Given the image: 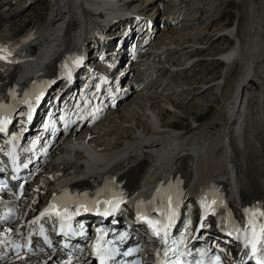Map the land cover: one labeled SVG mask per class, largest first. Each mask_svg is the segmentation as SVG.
Returning a JSON list of instances; mask_svg holds the SVG:
<instances>
[{"label": "bare ground", "instance_id": "1", "mask_svg": "<svg viewBox=\"0 0 264 264\" xmlns=\"http://www.w3.org/2000/svg\"><path fill=\"white\" fill-rule=\"evenodd\" d=\"M234 1L238 9L236 32L234 27L224 25L217 30L220 39L227 34L232 36L233 46L222 50L213 46L215 43L209 38L204 39L205 44L209 42L208 52L214 51L216 59L224 63L226 70L220 78L223 81L207 85L206 93L196 98L192 95V104L185 105L177 100H183L187 91L188 97L191 90L177 89L179 82L175 83L173 78L189 68L184 65L187 59L181 64L184 67L170 70L168 81L159 76L166 69L161 64L176 67L181 62L174 60V54L181 56L203 50L191 48L192 45L181 47L179 43L182 38L199 39L200 35L195 34L199 25L206 27L207 24L211 28L218 25L222 10L216 0H203L202 4L198 0L194 4L192 0H40L48 7L44 17L28 27L24 40L15 38L11 31L30 22L21 20L27 17L26 0H0V47L11 50V59L15 61L0 60V103L13 102V107L53 74L58 80L65 69H75L77 65L71 66V62L76 58L78 44L85 41L86 34L95 26L92 15L111 11L114 18L110 24L122 20L121 27L109 33L105 40L91 41L93 46H102L110 53L117 48L118 57L125 56L122 52L128 48L126 42L136 33L150 29L147 42L140 48L135 47L137 57L124 66L123 85L128 89L117 95L115 105L108 106L87 126L73 132L59 130V143L55 140V149L27 184L23 198L16 202L11 195L0 196V209L4 205L12 206L17 222L26 225L55 193L80 187L82 197L72 198L71 205L87 203L92 207L102 189L110 188L123 198L120 215L137 213L134 223L145 220L141 216L150 219L156 215L160 199L170 192L178 237L185 232L188 220L194 230L202 200L209 204L216 201L212 205L214 219L221 222L226 218V225L233 230L238 229V224L243 225L245 208L250 211L264 204V0ZM162 3H165L164 12L160 19L151 21L150 28L147 23L143 28L141 21L129 15L133 10L146 12L147 19L151 20L149 12L158 14L157 7ZM20 13L24 14L19 16ZM185 15L188 17L179 24ZM81 16L86 19L82 20ZM65 20L69 21L67 29L62 27ZM157 24L168 26L170 31H163V39L158 41L161 38L158 37V43L152 45ZM120 41L122 46L117 47ZM239 46L241 50L236 52ZM185 48L191 49L186 52ZM67 51L68 59L57 63V52ZM166 57L169 61L160 63ZM233 66H236L235 73L231 71ZM119 70L116 68L114 73L118 75ZM153 77L155 80L148 85L150 89L140 88ZM200 89L204 91V87ZM161 91L166 92L157 93ZM128 92L131 93L127 96ZM132 93L130 102L118 110L121 101ZM195 100L200 105L192 106ZM214 105L216 111L211 108ZM185 109L196 112L190 130H175L172 122L164 121L166 110L177 116L180 115L177 110ZM209 110L215 112L199 122L200 115ZM163 174L165 178L159 180ZM204 223L207 231L214 226L208 221ZM23 227L0 222V238L6 239L0 244V264H56L61 260H46L39 254L8 255L13 243L19 242L17 232ZM9 228L11 232L6 231ZM135 235L139 233L135 231ZM72 264L94 263L86 256H77Z\"/></svg>", "mask_w": 264, "mask_h": 264}, {"label": "rangeland", "instance_id": "2", "mask_svg": "<svg viewBox=\"0 0 264 264\" xmlns=\"http://www.w3.org/2000/svg\"><path fill=\"white\" fill-rule=\"evenodd\" d=\"M192 1H193L192 4L196 3V0H192ZM198 1L201 4L203 3V0H198ZM26 2H27L26 3V8L28 9L27 17L26 18H21V20L22 21H26V22L30 21V22L26 26H23L21 24L19 27H16L15 29H13L11 32L15 33L14 36L23 33V31L25 29L27 30L28 27L30 28V26L33 25V23L36 20L41 19L42 17H44V14H45L46 9L48 7V5H46V3L44 5V4H42L40 2V0H26ZM136 2H139V1H136ZM216 2L220 4L219 7L222 10L221 19H220V22L218 23V25L213 27V28H211V26L207 25V24H206V27H205L204 24L203 25H199V27L197 28V32L195 33V34H199L200 35L199 39H197V38L188 39V37H187V38H182L181 39V43H179V44H181V47H185L186 45H192L194 47H191V48L203 49V50H201V52H199V53L198 52H192L190 54L189 53L182 54L181 56L179 54H174L173 55V58H175L174 60H177V61L181 62L180 65H178L176 67L169 68V66L167 64H161V65H164L166 67V69L168 68L169 70H174V69H179L180 67L181 68L184 67V66H181V64H183V61L185 59H187L184 62L185 66L189 65L190 63L191 64L193 63L192 66L187 68L186 71H180V73L177 74L173 78V81L175 83L179 82V85H178L179 88H177V89L180 90L182 88H188L189 90H191V92L188 95V97H187V94H188V91H187V94L183 97L184 98L183 100H181V99L177 100L176 99L177 101H181V102L183 101L185 105L192 104L191 100H190L192 95H194V97L196 98L199 95H202V94L206 93V91H208V90H205V87L207 85L212 84V83H219V82L223 81L220 78L223 75V73H225V70H226V68L224 69V65H223L224 63L221 62V60H217L216 59L218 57L215 55L216 53H214V51L211 50L210 52H208L206 47L208 46L209 42H206V44H205L204 39L205 38H209V40H211L213 42V44L215 43V45H213V46H215L216 48H219V49H222V50H229V48L231 46H233V44H234V38L232 36L229 37V35L227 34L228 36L227 35L222 36V38L220 39L218 37L219 35L217 34V30L223 25L226 26V27H231V29H233V27H234L233 24H235L236 17L238 16V9L236 7V4H235L234 0H216ZM141 3L142 2H140L139 4H141ZM164 4L165 3H162V4H160L157 7V10L159 11L158 15L160 16V18H161L162 13L164 12ZM129 9L130 8H128V10ZM22 14H24V13H20L19 16L22 15ZM36 14H38V15L40 14V15L37 16L35 19H31ZM153 14H155V13H153ZM187 17H188V15L182 16L179 24H182L184 22V18H187ZM204 17H205L204 15L200 16L198 18V23ZM174 21L175 20H173L172 22H174ZM121 24H122V20L120 22L115 23L114 25L109 24L110 31L114 32V30L119 29V27H121ZM111 26H112L113 29L110 28ZM158 26H159V24H157V27H156L157 28V36L155 37V40H153L152 45L155 44V43H158V41H161L163 39V36H164L162 34L163 31H165V32L166 31H170L168 26L161 25V26H159V28H158ZM195 26H197V25H195ZM165 27H167V28L165 29ZM207 30H210V31L212 30L211 31L212 33L211 34H207L206 33ZM182 33H185V32H182ZM158 37H161V38H159V40L157 41ZM120 42H121V45H117V47H121L122 46V41H120ZM21 44L23 45V43H21ZM175 46H177V45L175 44ZM191 48H185L184 50L187 52L188 49H191ZM196 51H198V50H196ZM68 52L69 51L63 52V53L57 52L58 59H57L56 62L60 63L62 60H67L68 57H69V56H67ZM125 52H126V50L124 51V53L123 52L122 53L125 54ZM178 56H180V57L178 58ZM195 64H196V66H195ZM235 67L236 66H233L231 68V71L233 73L236 72V71H234V70H236ZM166 69H165V73H162L160 75L158 74V75L160 77L162 76L161 78L163 80L168 81L169 76L166 79V72H167L168 69L167 70ZM158 75H156V77L159 79ZM152 80H155L154 77L150 81L143 83V85L140 88L141 89L142 88L150 89V87H148V85L150 86ZM193 81H196L197 83L195 84ZM199 81H203V84H198ZM160 82H161V85H162V89H164L163 88V82L162 81H160ZM201 86L204 87V91H201V89H200ZM154 87H156V86L154 85ZM166 91H161V92H157V93H162L163 94ZM129 93H131V92H128L127 96L129 95ZM127 96L125 98H127ZM133 96H134V93H132L127 99L124 98L125 100L121 101L120 105L118 106V110H120L124 106V104H127L128 102H130V100L133 98ZM198 105H200V104L196 103V100H195V102H194V104L192 106H198ZM215 105L212 106L211 108L216 111ZM213 110H209L207 112H203L204 114L202 113L200 115L199 122H201V123H202V121L204 122V120L206 118H208L209 116H211L215 112ZM177 111L180 113V115L173 116V115L170 114L169 110H166V112L164 113V121L172 122L175 130H179V131H181V130H184V131L190 130L193 127V125H194V123L192 122V117H193V115L196 114V112H194V110L190 111V110H187V109H185L183 111L182 110H177ZM164 178H165V174H163V176L159 180H162ZM92 181H94V180L92 179ZM154 184H155V182L153 183V185ZM226 199L229 200V196L228 195H227Z\"/></svg>", "mask_w": 264, "mask_h": 264}, {"label": "snow or ice", "instance_id": "3", "mask_svg": "<svg viewBox=\"0 0 264 264\" xmlns=\"http://www.w3.org/2000/svg\"><path fill=\"white\" fill-rule=\"evenodd\" d=\"M12 57V52L11 50L5 48V47H0V60H5L6 62L9 63H13L15 62L13 59H11ZM82 58H76L75 59V63L78 65L79 63H81ZM67 67V65L65 66ZM43 93L41 92L40 95L36 96V101L38 102L40 99V96H42ZM25 103H28L29 106V112L27 113V119L29 121H31L32 119V110H33V105L31 103H29L27 100L25 101ZM10 121L7 118H0V132H4L6 131V125L9 123ZM13 163L15 162V155L13 153H9L8 154ZM25 167H27V165H25ZM16 178V177H14ZM20 189L23 190L24 185L20 184L19 185ZM6 191V185H0V192H5ZM123 202V198L122 196H116L114 195L112 199H108L105 201H99L96 200L93 202L96 210L99 212L100 211V205L101 203L103 205H105L103 212L101 214L107 216L109 215L111 212L116 211L119 206L120 203ZM216 203L215 200L211 201V204L207 203L206 200H202L201 201V206L204 209V215L201 217V223L197 229V231H199V229L204 228L205 227V223L204 221L206 220V217L209 213V211L211 210L212 213L214 214L215 210L214 208H212V205H214ZM168 205H169V213L167 214V222L161 224L160 221H156V220H150L147 219V217L141 216V219H145L147 220V223L149 224L150 228L153 231V234L157 237H161V233H163L162 236V241L164 244L168 243V237L170 235L169 229L173 226L174 222H175V218H176V212L174 209H172V199L171 197H169L168 200ZM92 208L89 207V205L87 203H77L74 210L70 211V207L67 203H63L58 207V204L56 203V197L54 194L53 197V202L49 204V206L44 209V211H42L40 213V215L34 219L32 221L33 224H37L39 223L40 219L42 217H58L61 220H69L71 219V217L73 215H79L81 211H91ZM261 216H264V213L260 214ZM14 217V213L9 210V216L6 217L5 219H10ZM191 220H188L186 228H185V232H189L191 229ZM159 225V227H158ZM61 230L63 231V226L61 228ZM249 230L251 232L250 235H245V247L251 249V255L253 257H257V264H264V224L260 225V232L259 234L257 233L255 226L253 225L252 221H249ZM7 232H11L12 229L9 228L6 230ZM41 231H43V229H41ZM99 231V230H98ZM19 234V233H18ZM68 234V233H65ZM74 234V233H73ZM229 235H231V233H229ZM6 242V239L4 238H0V244H3ZM181 244L184 243L183 238L180 241ZM173 244H176V241H173ZM16 249H20L21 247H28L27 245H20V244H16L15 245ZM29 251H31V249L29 248ZM169 253H172V255H174L176 257L175 260H173L170 256ZM259 253V256L257 255ZM17 255H19V251H17ZM93 255L96 256L99 260H100V264H105V262L109 259L112 258V254H111V250L104 247L101 243V238L98 237L96 243L93 245ZM163 255L165 257V259L163 261L160 262V264H182V261L180 259L181 256L184 255L183 252L179 251L178 247H165L163 250ZM215 260L218 262L220 260L219 256L215 257ZM63 264H72V257L69 256L67 260H65L63 262ZM195 264H202L201 261H196Z\"/></svg>", "mask_w": 264, "mask_h": 264}]
</instances>
